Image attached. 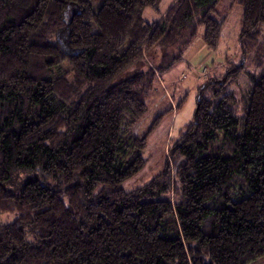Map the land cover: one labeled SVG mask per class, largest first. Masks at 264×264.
I'll return each instance as SVG.
<instances>
[{
	"label": "trees",
	"instance_id": "1",
	"mask_svg": "<svg viewBox=\"0 0 264 264\" xmlns=\"http://www.w3.org/2000/svg\"><path fill=\"white\" fill-rule=\"evenodd\" d=\"M95 1L0 0V215L15 214L0 222V264L263 258L264 0H226L242 7V59L198 75L192 120L161 172L131 191L122 183L144 167L147 137L132 129L153 84L201 26L216 48L222 0H174L165 12L161 0Z\"/></svg>",
	"mask_w": 264,
	"mask_h": 264
},
{
	"label": "rangeland",
	"instance_id": "2",
	"mask_svg": "<svg viewBox=\"0 0 264 264\" xmlns=\"http://www.w3.org/2000/svg\"><path fill=\"white\" fill-rule=\"evenodd\" d=\"M169 1L161 0L158 7L159 12H163V8L167 6ZM101 2L102 0H96L93 3V8L97 10ZM142 16L149 22L157 18L155 12L149 8L143 11ZM211 16L222 23L220 38L216 48L214 50L205 49L207 56L201 53L200 58L197 57L194 61H190V65L196 64L192 66L194 67L193 71L186 65L187 61L185 60L184 62L182 59L181 62L162 72L159 79L160 82L156 80L153 84V89L149 93L146 102L148 107L147 114L132 129L133 136L142 137L147 135L145 148L141 151V156L146 162L137 175L122 183V188L125 191H131L149 182L161 172L168 154L169 145L173 143L178 132L194 116L199 84L197 77L200 72L204 69V76L209 73H213L211 76H221L224 73L223 66H221L224 58H227L228 62L234 63L242 59L238 40L242 20V7L222 0L217 5L216 12ZM201 34H203L202 26L199 28L197 38ZM154 56V60L157 61L155 54ZM183 57L186 58V55L184 54ZM257 60H261V57ZM254 62H246L245 64L251 68L254 67ZM213 64H218L213 70L204 67L210 68ZM239 88L244 96L248 91L244 78L240 81ZM180 103L182 104L179 108H174ZM158 117L159 119L153 127L152 125ZM1 142L6 144L7 139L2 138ZM127 159L130 160L131 158ZM14 217L15 214H2L0 215V222L9 223ZM252 264H264V257Z\"/></svg>",
	"mask_w": 264,
	"mask_h": 264
},
{
	"label": "crops",
	"instance_id": "3",
	"mask_svg": "<svg viewBox=\"0 0 264 264\" xmlns=\"http://www.w3.org/2000/svg\"><path fill=\"white\" fill-rule=\"evenodd\" d=\"M174 0H170L169 2H168V4H167V6L165 7V8H163V12H165L167 9H168V7L172 4V2H173ZM201 36L202 35H200L199 36V38H196V40L192 43V45L185 51V55H186V58H184L183 57V61L185 62V60L187 61V63H186V65L188 66V68L190 69V70H194L193 68L194 67H192L193 65H196V64H192V65H190V61H194L197 57H199L200 58V55H201V53H204L205 54V56H207V53L205 52L206 50V48L203 46V44H202V41H201ZM197 55H199V56H197ZM184 56V55H183ZM183 62V63H184ZM194 63V62H193ZM214 63V62H213ZM218 64H213L210 68H208V67H206V66H204L205 68H207V69H211V70H213V68H216V66H217ZM190 66V67H189ZM198 75V74H197ZM199 77V76H198ZM197 77V80L198 81H202L201 79H199ZM160 82V81H159Z\"/></svg>",
	"mask_w": 264,
	"mask_h": 264
},
{
	"label": "built area",
	"instance_id": "4",
	"mask_svg": "<svg viewBox=\"0 0 264 264\" xmlns=\"http://www.w3.org/2000/svg\"><path fill=\"white\" fill-rule=\"evenodd\" d=\"M203 73H204V69H203V71H202L200 74H201L202 76H204V74H203ZM205 74H206V73H205Z\"/></svg>",
	"mask_w": 264,
	"mask_h": 264
}]
</instances>
